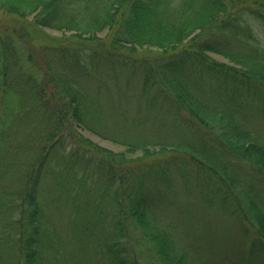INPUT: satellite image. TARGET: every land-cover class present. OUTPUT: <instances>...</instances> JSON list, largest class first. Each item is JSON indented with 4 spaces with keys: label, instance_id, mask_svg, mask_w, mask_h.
Returning <instances> with one entry per match:
<instances>
[{
    "label": "trees",
    "instance_id": "16d2710c",
    "mask_svg": "<svg viewBox=\"0 0 264 264\" xmlns=\"http://www.w3.org/2000/svg\"><path fill=\"white\" fill-rule=\"evenodd\" d=\"M32 14L0 28V264H264V0H0Z\"/></svg>",
    "mask_w": 264,
    "mask_h": 264
},
{
    "label": "rangeland",
    "instance_id": "374dc122",
    "mask_svg": "<svg viewBox=\"0 0 264 264\" xmlns=\"http://www.w3.org/2000/svg\"><path fill=\"white\" fill-rule=\"evenodd\" d=\"M33 18H34V14L25 17V19L19 18L18 16H7V15L1 16L0 28H2V27H5V28L21 27L22 25H24L26 23L30 24L29 22H33ZM38 33H40V34L35 39L36 43H42V42H48V41L51 42L52 38H55V39L60 38V37L62 38V37H65V35L71 34L70 31L57 30V29H52L49 27H45V28L38 27ZM106 34H107V31L101 32V35H103V36ZM210 55L217 60L232 63L229 58H227L224 55H221L219 53L211 52ZM82 132L86 137L90 138L92 141H94V142H96V143H98L104 147L113 149V150L118 151V152H127L129 157H137V156L143 155V153H144V150H141V149H136L134 152L130 153L128 151L127 145L102 138V137H100V136H98V135H96L90 131H87V130H83ZM157 148H159V147H151L150 149H151V151H155V150H157ZM213 214H214V218H212L213 222H216V223L218 222L217 226L220 228L221 232L227 233L226 232L227 230L233 231V225L231 223H227L226 222L227 220L225 218L224 219L221 218L219 216L218 212L217 213L214 212ZM185 219H187V218L185 217ZM188 219H189V217H188ZM190 219H192V218H190ZM196 219L193 221L194 223H191V224H194L195 229L199 223L198 220H196ZM222 224H225V225H222ZM182 231H183V233L181 234V238L183 239V241H184V239H185V241L187 239H190V237H191L190 235H193L192 230H191L190 234L187 233L185 231V229H183Z\"/></svg>",
    "mask_w": 264,
    "mask_h": 264
}]
</instances>
